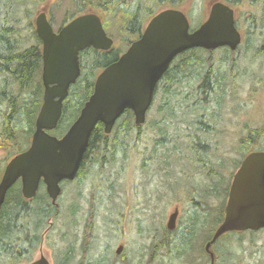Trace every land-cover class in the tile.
<instances>
[{
  "label": "rangeland",
  "instance_id": "1",
  "mask_svg": "<svg viewBox=\"0 0 264 264\" xmlns=\"http://www.w3.org/2000/svg\"><path fill=\"white\" fill-rule=\"evenodd\" d=\"M209 1L210 0H179L176 3L177 7L185 12L191 29L198 27L205 20L208 13ZM11 3L12 4L6 5L4 0H0V23H4L6 17L10 19L11 22L16 19L15 26H21V33L26 35L28 19H33L37 9L42 6V2L31 3L30 0H21V2L12 0ZM99 3H101V0H85V5H82L81 0H44V4L49 7V12L56 26L62 23L63 18H70L71 16L79 14L81 6L82 12L89 10L99 13V15L102 16L105 31L111 34V37L114 39V47L120 51H124L131 43V40L134 39V36H137L136 33H132L133 36H129L125 32L126 29L125 31L123 29L125 24L122 19H124L123 16H125L127 11L131 10L130 12H132L135 7L139 5L143 6V8L147 7L149 11L151 10L154 13L163 7L172 6L170 0H118V3L114 4L116 6H112L116 8V10L110 12L105 7H100ZM232 4L230 5L234 7L235 3ZM263 6L264 0H243L240 6H237L239 16L236 17V20L238 21V17L243 19L241 25L242 30L250 39L248 44L244 42L239 50L240 53H242V58H244L242 59V71L239 76V78L242 77L243 82L239 83V79L236 76L237 67L235 66L233 56L229 55V51L231 50L228 49L229 51H227L225 48H219L210 52H201V55L207 59L202 60L203 64L206 62L205 68H207L208 64H211L210 68L213 73L217 74L221 72L224 75L221 86L215 85L213 90H211L208 95V103L205 105L206 109L203 110L205 118L208 117L215 125V128L212 130L214 134L211 135L210 140L214 150H217L215 153L217 159L214 158V160L219 161L220 159L221 166L217 168V171L209 173L211 175L209 176L205 173L206 170L201 168H197V170L193 168L190 172H186V164L178 160V167L174 173L182 180L185 179V175H189L190 178L186 181L188 183L190 182L189 184L192 186L194 196L198 200H201L198 195H202L205 197L206 202H203L199 206L196 203H190V200L187 198H178V200L168 203L161 202V209L158 211L156 208L157 213L153 215L149 212H153L156 206L154 200L151 199L150 202H148L150 211L146 212L143 218L137 219L136 217H127L125 219V260H128V264L203 263L202 254L204 241L219 224H216L217 216L221 208L223 209L222 206L226 201V196L223 197V194L220 196L215 195H218V193L215 192L216 186H213L214 181L219 175L225 178L226 183L230 181V177L233 173L232 171L234 170L233 164L242 156L241 153L239 155V138L243 135V128L245 126L264 128ZM107 7L110 8V5H107ZM117 14L118 17L122 19H116L114 15ZM125 18L127 19V16H125ZM124 32L125 34H123ZM260 52H263V54L260 55ZM257 53L259 54L255 56ZM225 56L227 57V61L224 62L223 57ZM4 79L5 78L0 75V87L3 86ZM6 79L8 84H5L4 88L8 89L11 95L13 97L15 96L16 99L20 97V101L24 100L26 102H29L36 96L34 88H36L39 83L41 84L38 76L34 75L29 87L25 91H20L21 86L16 81H13L10 75L7 74ZM199 79H201V77L198 79L194 78L192 84L194 86L199 84ZM188 84V81H186L184 85L179 86V90L183 91L181 97L185 96L190 89ZM41 98L42 95L40 100ZM159 102L160 95L156 98L151 111L148 113L147 123L158 118L156 108ZM183 105L185 104H182V109L179 110L181 111L180 118H183L182 110H185ZM69 110L70 109H67L66 114H62L61 116L62 119H60V123L62 122L63 125L60 129L66 128L75 117V109L70 113ZM6 113H8V102L5 99H0V176L6 162L16 154L17 151L20 149L24 150L29 145L32 134L29 132L28 122L23 113V115L21 114L22 118L20 124L16 126L18 137L16 139L8 138L9 136H6L5 130H3L5 121L4 116ZM192 115H188L189 118ZM211 115L216 118L212 120L210 117ZM251 120H253L254 123ZM180 127H184V124H180ZM185 127L182 131L186 129ZM148 129L149 127L145 125L144 133L141 137L136 135L135 131H131L125 136L119 134L116 140H123V148L118 150L111 165L108 163L110 159L106 157L105 162H103L104 167L100 166L99 163L93 164V167L88 173L84 174L81 178V182H83L81 186H76L75 183L64 185L65 190L60 200L61 213L59 217L53 220L52 226L47 231V235L49 237L51 236V239L48 240V238H46V241L41 246V250L36 251L37 255L43 253L54 262L56 255L57 257L59 256V253L65 248L67 243L74 242L75 231L73 216L70 215V207H72L73 202L79 195L78 191H81L80 195L86 197L99 195L103 197V201L107 200L108 196H113L116 197L115 201L118 203L123 200V197L130 195L134 198L133 206H142L147 203V198L151 196L148 192L150 189L154 188L152 185L155 181L153 175V177H151V184L143 189V183L146 179H149V177H145V170H143L141 164L142 151L146 150L149 153L154 143L152 132ZM167 130L169 133H172L173 124L169 123ZM108 135H111V133ZM110 139L112 138L110 137ZM260 143L261 141L258 140L254 145ZM175 144H178L180 147L182 146L180 143L173 141V145ZM165 147L170 148L172 145L171 143H167ZM153 168L154 164L149 166L147 170L151 171ZM179 169H182V171H179ZM179 182H181V180L178 181V184ZM173 183L177 184L175 181ZM211 184L214 189H210ZM207 189L210 191L208 192ZM219 190L221 189L218 188V191ZM39 195L43 197L45 193L41 190ZM175 206L180 208L181 214L175 229L167 230L166 221L168 214ZM140 216L142 215L140 214ZM69 218H72V220ZM193 218H196V229L192 236L185 235L187 238L182 240L181 243H178L177 250L174 247L169 250L168 247L157 246V248H155L156 252L154 251V256L152 257L153 253H151L150 245H152L154 240L158 242V239L165 231L170 233L171 237L175 235L180 239L179 237L182 235L185 228L191 225V220ZM155 224H157L156 226L158 227L154 229ZM63 233H65V235L62 238L61 235ZM216 244L217 249L227 252L230 249V252L233 254L236 253L237 256H239L237 259L243 264H264V229L253 232H226L218 239ZM226 262L227 261H225L224 264H226Z\"/></svg>",
  "mask_w": 264,
  "mask_h": 264
},
{
  "label": "water",
  "instance_id": "2",
  "mask_svg": "<svg viewBox=\"0 0 264 264\" xmlns=\"http://www.w3.org/2000/svg\"><path fill=\"white\" fill-rule=\"evenodd\" d=\"M234 17L233 8L217 0L210 5L206 19L190 31L183 10L165 8L157 12L139 38L100 71L78 116L57 137L49 131L57 127L69 87L80 75V51L86 48L106 51L112 47L113 40L94 12L74 17L57 33L45 14L39 15L35 26L42 40V103L29 146L10 158L4 167L0 178V212L8 190L17 181L21 183L22 196L31 199L42 180L51 204L56 205L60 182L75 178L97 123L109 134L116 120L129 109L134 124L142 125L157 82L174 57L196 47L235 50L240 35ZM177 215L175 210L168 216V230L175 228ZM261 228H264V152H251L233 175L223 219L205 249L226 232ZM29 264L49 262L42 256Z\"/></svg>",
  "mask_w": 264,
  "mask_h": 264
},
{
  "label": "flooded vegetation",
  "instance_id": "3",
  "mask_svg": "<svg viewBox=\"0 0 264 264\" xmlns=\"http://www.w3.org/2000/svg\"><path fill=\"white\" fill-rule=\"evenodd\" d=\"M31 1L38 3L42 2V6L39 9H37L36 14L34 15L32 20L28 19V23L26 25L27 34L24 37V40L30 46L37 45L36 49L39 52V57L36 59V62L32 67L33 70L31 74H32V78L34 77V75L38 76L43 91V84L41 78L42 66H43L42 40L40 39L38 33L36 32V26H35L36 19L38 18L39 15L45 14V17L49 22V24L51 25L53 32L57 33L63 26H65L69 21H71L74 17L81 14L82 12L74 16H71L70 18H63L62 23L56 26V24L54 23V19L51 17V14L49 12V7L46 4H44V0H31ZM215 1L217 0H210L208 2V9L210 5ZM219 1L224 2V0H219ZM241 2H243V0H235V6L233 7L235 13V27L239 32L240 42L236 46L232 56H233V60L235 61V66L237 67L236 76L239 79V83L243 82L242 77L239 78V76L241 75V71H242V65H243L242 59H244L242 58V53H240L239 50L241 46L244 44V42L248 44L250 40L249 36L246 35V33L242 30L241 25L243 19L241 17H238L237 18L238 21L236 20V17L239 16L238 7L240 6ZM86 12H92V11L86 10ZM140 34L138 35V37L140 36ZM107 35L111 37V34L109 35L107 33ZM258 54L259 53H257L255 56H257ZM262 54L263 52H260V55ZM178 70L179 69H173L168 67L167 70L159 79V81L157 82L151 106L149 107L146 113L145 122L142 125L138 126L140 128L138 134L140 137L144 133L145 125L147 126L150 125V123H147L148 122L147 116L148 113L151 111L156 98H158L159 95H160L159 103L163 102L161 101L163 97L161 92V86H159L160 83L165 82V79L168 77L170 72L174 73ZM200 77L201 79H199V84H197L196 86L192 84L194 78L188 77V81H189L188 85L190 86V89L186 93L188 97V99H186L187 101L186 106L190 108V115L192 114L193 115L190 118H189L190 115L187 116L185 120L178 117V119H175V121H173V131L172 133H170L169 142H166L165 144H162L161 146H158L154 149L153 148L150 149L149 153L146 150L142 151L141 164L143 170H145L144 171L145 177H149V179H146L144 181L142 186L143 189L147 188L148 185L151 184L152 182L151 177H153V175L155 180L152 185V187L154 188L150 189L151 191L149 190L148 192L149 195L151 196L147 198L146 204H143L142 206H138V205L133 206L134 198L133 196L130 195L127 197L126 196L123 197V200L117 203L115 201L116 197L113 196H108L107 200L103 201V197L99 195H92L90 197L89 196L86 197L80 195L81 191H78L79 195L76 197V200L73 202L72 207H70V215L73 216V224L75 231L74 242L67 243L65 248L59 253L58 256L59 258L56 255L55 261L53 262L51 258L44 255L43 253L37 255L35 252L32 255H30L31 256L30 259L26 258L25 255L21 254L22 250H20V248L17 247L20 240L18 237H16L15 255H14V259L10 262V264H29L41 258L42 256L47 259L49 264H128V260L127 259L125 260V219L127 217L129 216L136 217L137 219L143 218L144 217L143 215L146 212L150 211V205L148 204V202H150L151 199L154 200V204L156 206L154 207L155 210L153 212L151 211L149 212L152 213L153 215L157 213L156 208L158 209V211L161 209L160 207L161 202L168 203L178 200V198H187L188 200H190V203H196L198 206L203 202H206L204 196L198 195V197L201 200H198L194 196V191L192 189V186L189 184L190 182L189 183L187 182L190 178L189 175H185L184 177L185 179L182 180L176 173H174V171L177 170L178 167L177 166L178 160H181L183 161L184 164H186V172L187 171L190 172L191 170H193V168L195 170H197V168H201L203 170H206L205 173H207V175L209 176H211L209 173L217 171V168H220L221 166L220 159L219 161L214 160V158L217 159L215 155L217 150H214V147L210 140L211 135L214 134L212 130L215 128L213 121H210L208 117L205 118V113L202 112V110L200 111L199 116L194 115L197 108L205 106L208 103V95L211 92V91H204L205 89L199 90V85L203 80L204 73H202L200 76L196 78L198 79ZM30 83L26 82L25 84H23L24 86H22V88L27 89ZM184 83L185 82H183V84L181 85L179 83L177 84L179 86H182L184 85ZM194 89H196L195 92H192L194 91ZM175 98L176 99L172 100L170 104L175 106L179 104L180 105L183 104V101H181V99L177 97ZM210 117L212 120L216 118L213 115H211ZM251 121L254 123L253 120ZM180 124H184V127L186 126L185 127L186 129L184 131H182L184 127H180ZM242 134L243 135L239 138V150H240L239 155L241 153L242 156L233 164L234 170L232 171L233 173L230 177V181L226 183L225 178L219 175L213 184V186H216L215 192L218 193V195L217 194L215 195L220 196L221 194H223V197L226 196V200L233 175L239 169L244 158L251 152H264L263 127L259 128V127L245 126L242 130ZM155 137H156L155 133L152 132V138ZM258 140H260L261 143L254 145V143L255 142L257 143ZM173 141L180 143L182 146L180 147L178 146V144L173 145ZM167 143H171L172 147L170 148L165 147ZM153 164H154V168L151 171H148L147 169L149 168V166ZM102 166L104 167V164ZM79 170L77 171V174L73 180H63L60 182V193L57 197L56 205L51 204V199L47 195L45 185L42 182V180H40V183L37 188V193L33 198L25 199L21 195L24 200L30 203L32 208L35 207V201L39 198L41 199L40 201L48 202V206L50 208H53L55 211L54 215H49L47 217L46 224L41 229L39 235L40 242L36 251L41 250L42 248L41 246L46 241V238H48V240L51 239V236L49 237L47 235V231L52 226L53 220L59 217V214L61 213L60 200L63 197V193L65 190L64 185L68 183H75L76 186L82 185L83 183L81 182L82 179H79V173H80ZM179 171H182V169H179ZM180 180L181 182H179L178 184V181ZM174 181L177 184H174L173 183ZM15 185L20 190L21 187L20 181H17ZM210 187H211L210 189H214L212 187V184L210 185ZM218 188H220L221 190L218 191ZM41 190L45 193V197L39 195ZM207 191L209 192L210 190L207 189ZM225 203L223 205V211H224ZM175 210H177L178 212L177 220H176V225H177L178 218L181 214L180 208L178 206H175L174 209L168 214V216ZM140 214L142 216H140ZM158 214L160 215L159 212ZM222 218H223V213H222ZM69 219L72 220V218ZM194 219L196 218H193V220ZM156 225L157 224H155V226ZM155 226L154 229L158 227ZM217 226L215 227L214 231L211 232L204 241L202 264H224L225 261H227L226 264H238L240 260L237 259L239 258V256H237L236 253L233 254L232 252H230L231 251L230 249L228 252L225 250L222 251L221 249H217L216 243L222 235L218 237L213 243H211L208 250L205 249L206 244L209 243V241L212 239V236ZM194 232L195 230L189 235L192 236ZM32 233H33L32 231L31 232L28 231V233L25 235V243L27 242L29 244V242L32 240ZM64 235L65 233L61 235L62 238L64 237ZM179 238L180 239H178L175 235L171 237L170 233L168 234L164 232L163 235L158 239L157 246L168 247L169 250L172 249V247H174L177 250L178 243H181L182 240L186 239L187 237L183 232ZM239 264H243V263L240 262Z\"/></svg>",
  "mask_w": 264,
  "mask_h": 264
},
{
  "label": "trees",
  "instance_id": "4",
  "mask_svg": "<svg viewBox=\"0 0 264 264\" xmlns=\"http://www.w3.org/2000/svg\"><path fill=\"white\" fill-rule=\"evenodd\" d=\"M170 1L172 6L169 7L177 8L176 3L179 0ZM224 1L228 4L235 3V0ZM4 2L6 5L12 4V0H4ZM17 2H21V0H17ZM81 2L82 5H85V0H81ZM117 3L118 0H101L99 6L105 7L111 12L116 10V8H113L112 6ZM107 5H110V8H108ZM81 8L82 6L79 9V13L82 12ZM164 8L166 7L161 9ZM130 11L125 13L127 19L125 16H123L124 19L118 17V14L114 15V17L116 19L120 18L124 20L125 25L123 24V29L124 31L126 29L125 32L129 36H133L132 33L137 34V36H134L133 40H135L141 33L146 24L145 22L148 21L147 19L153 16L156 12L153 13L151 10L149 11L147 7L143 8V6L139 5L135 7L132 12ZM16 21L17 20L14 19L13 22H11L10 19L6 17L4 23H0V75L5 78L3 80L4 84L2 83L3 86L0 87V99H5L8 102V113L4 116L5 121L3 130H5L7 134L6 136H9L8 138L13 139L18 137L16 126L20 124L22 118L21 114L23 115V113L28 122L29 132L32 133L34 125L33 121L39 110L41 104L40 97L42 95V86L40 83L34 88L36 96L29 102L24 100L20 101V97H17L16 99L15 96L13 97L11 95V92L8 89L4 88L5 84H8L6 79L8 74L13 81H16L21 86L20 91H25L26 89L22 88V86H24L23 84L26 82L30 83L33 79L31 74L33 70L32 67L35 64L36 59L39 57V52L36 49L37 45L30 46L25 42L24 37L26 35L21 33V26H15ZM125 32L123 34H125ZM225 49L229 51L227 48ZM210 51L212 50L208 51L202 48L189 49L177 55L171 62L169 67L179 70L174 73L170 72L165 79V82L160 83L159 86H161L162 96H164L163 99H161L163 102L159 103L156 108L158 118L153 119L152 122H149L150 125H148L150 131L154 132L156 135V137L153 138V149L170 141V133L167 130V126L169 123L173 124V121L180 117L181 111L179 110L182 109V105L179 104L176 105L178 106L176 107L175 105L170 104L172 100L176 99L174 97H179V99L183 101V104H185L183 105L185 110H182L183 118L181 119L185 120L186 117L190 115V108L186 106V99H188L187 94L181 97L183 91L179 90V85L177 83L181 85L183 82L188 81V77L196 78L204 73L203 80L199 85V90L205 89L204 91H211L215 85L219 87L221 86L224 75L221 72H218L217 74L213 73L210 68L211 64H208L207 68H205L206 62L204 61L205 63L203 64L202 61L205 58L201 55V52ZM233 52L234 51H229V55H233ZM121 53L122 51L115 47L108 51L90 48L85 49L79 54L80 75L76 82L69 88V94L64 103V115L66 114L67 109H70L69 113L75 109V117L78 115L84 102L92 93L94 80L99 71L110 63L116 61ZM226 59V56L223 57L224 62L227 61ZM195 90L196 89L192 92H195ZM204 109H206V106L199 107L197 110L195 108L196 111L194 115L199 116L200 111L198 110H202L203 112ZM62 125V122L59 123V126L52 132V134L55 136H61L69 124L66 128L60 129L62 128ZM131 131H135L136 135H138L140 128L134 124L133 113L130 110H125L118 118L112 129L111 135H105L103 132V125L97 123L91 133L87 149L80 164L79 179H81L84 174L93 167V164L99 163V165L102 166L106 157L110 159L108 163L111 165L118 150L123 148V140L119 141L116 140V138H118L119 134L125 136ZM110 137L112 139H110ZM20 151H22V149L17 151V153ZM40 200L41 199L38 198L35 201V207L32 208L30 203L22 198L20 190L16 185L8 190L0 212V264H10L14 259L16 237L20 240L17 247L22 250L21 254L25 255L26 258L30 259V255L36 252L40 242L39 235L41 229L45 226L47 217L49 215H54L55 213L54 209L48 206V202ZM222 213L223 209L221 208L216 224L221 222ZM191 222V225L187 226L184 230L185 235H189L196 229V219H192ZM28 231L33 232L32 240L29 244L27 242L25 243V235ZM165 232L168 233L167 231ZM157 244V240H154L152 245H150L151 253H153L152 257L154 256V251L156 252L155 248H157Z\"/></svg>",
  "mask_w": 264,
  "mask_h": 264
}]
</instances>
